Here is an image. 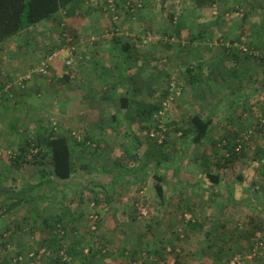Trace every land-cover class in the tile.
I'll list each match as a JSON object with an SVG mask.
<instances>
[{"label": "rangeland", "instance_id": "1", "mask_svg": "<svg viewBox=\"0 0 264 264\" xmlns=\"http://www.w3.org/2000/svg\"><path fill=\"white\" fill-rule=\"evenodd\" d=\"M116 2L118 24L109 22L108 28L129 29L131 34L134 29L141 36L145 34L138 41L139 44L150 38L147 44L155 43L158 49L166 44L162 40V30H173L176 26L187 27L192 31L207 30L210 28V18H216L218 11L226 8L221 15L218 14L222 19L217 26L219 34L214 37L221 39L224 45H231L227 49L236 52L241 60L245 57L248 60L245 63L251 67H247L246 74L250 80L245 78L246 75L241 76L246 80V86L242 90H253V96L236 102L232 98L231 115L221 122L215 121L197 152H191L192 148L183 141L182 130L187 128L189 118L193 115L208 118L210 108H204L203 102L196 101L202 99L194 97L192 102L188 99L189 106L179 107L180 97L190 87L185 83L189 74L185 76V72H180L167 62L164 68L173 71L170 75L165 72L156 78L152 85L150 106L161 105L168 94L172 77L178 94H172L174 102L169 113L158 120L159 123L153 120L154 111L151 112V117H145L146 127L142 135L144 140L141 138L140 141L141 147L138 145L134 149L127 140L110 157L113 158L112 161L100 163V160L93 162L95 156L92 151L96 149L95 145L87 144L84 148L72 146L76 150V154L73 151V163L77 177L72 176L68 182L52 188L42 186L37 189L31 188L40 181L34 166L24 164L15 169L10 163V158L20 146L13 145L18 141H35L42 132L52 131L57 134L59 125L46 114V109L36 111L27 107L18 110L11 117H16L19 129L17 134L9 138L14 143L9 145V140L0 137V192H3L0 193V204L9 199L21 201L19 207L6 212L0 219V264H58L56 255L50 251L52 249L47 250L41 246V242L50 237L55 240L53 247L62 246L60 255L63 260L66 258L67 264H264V129L259 125L264 119V69L259 65L264 61V50L248 45L251 37L248 27L252 26L250 22L255 21L256 24L264 22V19L243 18L245 3L239 4L236 0L230 6L215 4L216 14H212L210 10L208 14L207 8L199 9L194 0ZM262 11L264 12V6ZM142 14L148 16L142 17ZM195 14L199 19L195 18ZM208 15L211 17H207ZM106 16L110 20V16ZM57 26L62 29L65 23ZM229 30L230 35L239 36L236 41L228 40L223 35V31L227 33ZM64 33L68 35L64 31L60 36ZM171 38L177 46L181 45V41L186 42V45L190 44L188 40L178 39L176 34ZM171 38L167 40L170 46ZM213 39L209 37L199 41V45L205 50L203 54L207 53L208 47H212ZM234 44L238 45L235 47ZM29 45L32 46V43ZM239 46L247 47L248 52H242ZM0 57L3 58L4 55ZM28 59L33 62L35 57L31 59L28 55ZM229 68L233 69L232 66ZM24 70L6 82H13L30 71ZM38 77L46 83L52 80V76L47 78L38 75L34 76V80ZM30 82L21 90L28 87L31 92L34 84L31 85ZM48 85L52 86L51 83ZM57 88L59 92L62 91L61 86ZM190 89L193 94H206L207 81L203 80L194 90ZM45 92L35 93L33 104L41 103L45 107ZM200 96L201 94L198 95ZM129 119L130 117L128 121ZM123 126L119 130V134L123 136L121 138L128 136L130 132ZM229 130L235 133L242 155L234 163L225 165L222 158L227 153L221 142L225 140ZM72 136L76 137L77 134ZM75 139L79 141L82 138L77 136ZM80 152L83 155L79 160ZM117 155H121L122 160H118ZM157 162H160L159 173L165 174L161 183L165 195L163 204L154 187L157 184L154 178V173L157 174ZM204 162L208 163L209 173L220 177L219 185L214 186L207 179L208 171L202 165ZM100 170L103 171L99 172ZM125 171L131 175V179L122 175ZM135 173L144 174V178L135 179ZM109 174L117 175L118 184L127 179L130 183L115 185L120 190L109 196L106 194ZM178 179H181L180 184ZM207 187L217 193V196L207 193ZM174 188L178 189L177 193H174ZM64 208L68 210V216H71V222L66 224L65 231L60 227L56 231L48 229L47 223L51 222V217L63 212ZM140 209L146 211L145 217L139 215ZM91 215L96 217L94 223L89 219ZM189 222L197 227H191ZM19 225L22 228L20 231L17 229ZM168 238L173 242H167ZM18 239L22 245L20 248L16 246ZM127 243L133 244L129 247ZM132 249L139 250L135 253Z\"/></svg>", "mask_w": 264, "mask_h": 264}, {"label": "crops", "instance_id": "2", "mask_svg": "<svg viewBox=\"0 0 264 264\" xmlns=\"http://www.w3.org/2000/svg\"><path fill=\"white\" fill-rule=\"evenodd\" d=\"M103 1L80 0L68 11H59L52 18L30 27L0 45V56L4 55L3 58L0 57V92L8 83L6 81H11L24 69V71H28L35 68L45 55L59 46L61 30H64L73 39L77 50L76 54L79 58L78 71L74 79L61 77L65 57L64 54H61L51 66L52 80L47 81L52 84L51 87L44 80L41 81L39 77L36 80L33 78L30 82L31 85L34 84L31 92L28 87L20 91L13 87V90L10 89L9 91V101L4 97L0 99V137L9 140V145L11 142L14 143V140L9 138L17 134L19 130L15 121L16 117L11 118L12 114L19 112L18 110L21 111L31 107V110L36 111L46 109V114L50 115L60 127H58L59 131L56 135L66 138L70 145L79 147L74 142L77 136L87 141V144L95 145L96 149L92 151L93 156H95L93 162H97V160H100V163L112 161L113 158L110 157L122 147V142L127 140L130 141L132 147L134 146V149L138 145L141 147L140 141L141 138L142 141L144 140L142 135L146 127L144 119L146 116L148 118V111L151 109L152 85L155 84L156 78L158 79L165 72L170 75L173 71L172 69L169 72L167 67L164 68L167 62H170L171 66L174 65V68L180 70V72H185V76L189 74L188 81L185 82L190 86L189 89L193 88L194 90L198 83L203 80L207 81L206 94L202 92L193 94L190 93L191 89L187 88L180 97L178 105L181 108L185 105L189 106L188 99L190 98L192 102V97L202 99V101H196L203 102L204 108H210V112L207 114L208 118L200 116L203 120L211 121L209 132L215 125V121L221 122L225 117L231 115L230 102L232 98L236 102L253 96V94L251 95L254 92L253 90H242V87L246 86L244 84L246 80L241 76L246 75L245 78L250 80V77L246 74L247 67H251L250 64L245 63L248 60L246 57L241 60L240 56H237L238 54L237 57L232 56V51L226 47L227 43L225 42L224 45L221 39L218 40L214 37L219 34L217 31L220 29L217 26L221 23V12L226 8L218 11L220 15L217 14L216 18L215 16H207L211 17V21L208 23L210 28L207 30L192 31L181 26L182 29L188 32L189 36L180 40H188L190 46L181 41L180 46L171 43V46L162 45L158 49L155 43L151 45L149 43L139 44L138 41L145 34L141 36L134 29L131 30L133 34L129 32V29H118V32L114 35L105 34L110 29L108 28V17L102 12ZM233 1L235 0H216L215 4L220 3L227 6L231 5ZM236 2H239V4L245 3L243 5L245 6V17L243 18L264 19V12L262 11L264 0H236ZM239 4L236 6H239ZM205 8H207L208 14L209 10L214 14L216 9L215 5L199 9L204 10ZM65 12H67L66 15ZM128 15L131 16V14ZM145 16L148 15L142 14V17ZM195 18L199 19V16L195 14ZM61 23H65L62 29L57 26ZM250 24L252 26L248 27V30H250L249 36L251 37L248 39V45L260 51L264 50V22L255 24V21H251ZM164 31L165 29L162 30L161 36ZM223 33L228 40L236 41L239 37L235 34L230 35V30L227 33L223 31ZM209 37L214 38V44L211 45L212 47L207 48L206 54H203L205 50L201 48L199 41ZM190 38L193 39L190 40ZM29 43H32V46ZM27 48H29L28 51ZM28 55L31 59L35 57L33 62L28 59ZM190 58L197 59L200 62H194ZM259 65H262L264 69V62H260ZM231 66L233 69L229 68ZM186 67H188V70H186ZM55 83L58 85H55ZM57 86L62 87L61 92H59ZM37 92H45L47 97L46 108L41 103L33 104L32 101L36 98L34 94ZM199 94H201L200 97H198ZM55 100H57V103H55ZM122 125H124L123 128L130 131L128 136L124 138H121L122 135L119 134ZM76 134V137L72 136ZM20 143L18 141L13 146H18ZM184 143L189 145L188 141ZM189 147L192 148L191 152L192 150L197 152L198 146L194 148L189 145ZM131 152L134 153L132 150ZM74 154H76V150H74ZM82 155V152L78 154L79 160ZM117 156L118 160H122L121 155ZM101 171L103 170L99 172ZM122 175L131 179V175L127 174L126 171ZM159 175L164 177L165 174L159 173ZM73 176L76 178V173ZM116 176L109 174V180L106 181H109L107 184L109 187L106 189V194L109 196L120 190L116 189L115 185L130 183L127 179L118 184ZM136 176L135 179L138 180L144 178V174H137ZM177 181H179V184L181 183V179ZM196 188L198 190V186ZM177 192L178 189L174 188V193ZM206 192L213 194V196L215 194L214 191H210L209 187H207ZM157 197L161 199L162 204L165 202L164 192L162 198L159 195ZM9 200L0 204V214L6 209V204L10 203ZM212 201H215L214 198H212ZM3 216L4 214L1 215L0 219ZM20 227V225L17 226L19 231L22 229ZM50 238L45 240L44 243L47 244ZM168 239L167 242H173L170 238ZM52 242L55 243V240L53 239ZM16 244L19 248L22 247L19 239L16 240ZM132 244L127 243V246L131 247ZM132 251L137 252L135 249H132Z\"/></svg>", "mask_w": 264, "mask_h": 264}, {"label": "trees", "instance_id": "3", "mask_svg": "<svg viewBox=\"0 0 264 264\" xmlns=\"http://www.w3.org/2000/svg\"><path fill=\"white\" fill-rule=\"evenodd\" d=\"M79 1L80 0H0V45L30 27L52 18L59 11H68V9ZM194 1L198 8L215 5L216 2V0ZM66 14L67 12H65V15ZM172 17L173 15L169 18L170 23H172ZM60 32H64V30H61ZM163 33L162 40H164V43H166L165 45L168 46H170V43L167 42V40H169V38H171L174 34H176V37L179 39L189 36L188 32L180 26H176L173 30L166 28ZM192 39L193 38H190V40ZM61 44H63V42ZM230 51L233 52V50ZM232 54V56L237 55L236 52H233ZM8 96V92H5L3 87L0 92V99L4 97L9 101L10 99ZM159 107L160 106L152 105L150 107V113L148 111L149 117H151V112H156ZM259 125H261V122ZM210 126V120H203L200 116H192L189 118L187 128L182 130L183 141H188L189 145H192L194 148L202 145L207 138ZM75 141V145L81 147L83 146L82 148L87 147V141H84L83 139H80L79 141L75 139ZM238 142L239 141L236 139L235 133L232 130H229L225 140L221 142L224 143L223 147L227 153L226 157L222 158L225 165L234 163L242 155L239 151L240 145ZM72 146L73 145H70L66 138L58 136L52 131L42 132L37 135L35 141H22L9 161L15 169L20 168L24 164H30L36 168L40 181L31 188L37 189L42 186L52 188L53 186H58L62 183L68 182L75 172L73 163L74 150L72 149ZM202 165L208 171L207 179L211 182V184L214 186L219 185L221 180L218 174L209 173L210 171L208 170L207 162H204ZM156 166L157 174H154V178L157 181V184H155V190L156 194L162 198L163 191L161 183L163 182L164 177L159 175L158 169L160 170V162H157ZM216 194L217 193L214 195L217 196ZM9 202L10 203H7L5 206L6 209L2 211V214H0V217L6 212L12 211L21 203L20 200H9ZM68 215V210L64 208L63 212L51 217V222L47 223V227L53 231H56V229L60 227L63 231H65L66 224L71 222V216ZM189 223L191 227H197L196 224L191 222ZM53 239L54 238L51 237L48 244L42 242L41 246L45 247L47 250L52 249L50 251L56 255L57 258L55 259L58 260V264H67V262L63 260V256L60 255L62 246L59 245L57 248L53 247L55 246L52 242ZM91 255L93 257V252H91ZM84 259L86 260V258Z\"/></svg>", "mask_w": 264, "mask_h": 264}, {"label": "built area", "instance_id": "4", "mask_svg": "<svg viewBox=\"0 0 264 264\" xmlns=\"http://www.w3.org/2000/svg\"><path fill=\"white\" fill-rule=\"evenodd\" d=\"M116 5H117L116 0H104L102 2V12L104 14L110 16L109 22L113 25L118 24V19H119L118 15H117ZM109 29H110L109 32H105V34L109 33V34L114 35L118 32V29H115L113 27H110ZM240 40L243 41V38H240ZM147 41H150V38H148V40H143L141 43L143 45H145V44H147ZM170 41L173 43L174 42L173 38H171ZM62 42H63V44H61ZM215 43H217V42H215ZM213 44H214V42H213ZM237 45L238 44H234L235 47ZM226 47H231V45L226 44ZM238 48L244 53L248 52L247 47L239 46ZM76 51L77 50H76V46L74 45L73 39L64 33L60 39L59 46L55 50H52L47 55H45L40 60L38 65L34 69H31L30 71H28L27 74L19 77L18 79H16L13 82L6 83V85L4 86V91L8 92L13 87H16L17 89H20V90L24 89L25 84L29 81H32V79L36 75L50 78L51 77V75H50L51 66H52L53 62L61 54L65 55V60L63 62V70H62L61 77H66L67 79L68 78L74 79L76 74H77V71H78V59H79L77 57ZM250 54L251 53L249 52V55ZM171 80L173 82L170 81V83H169V89H168V94H167L166 98L162 101L159 109L153 114V120L156 121L157 123H159L158 120L160 118H162L166 113H169L168 111L170 110V107L173 104L174 99H175V97L173 98L172 94H178V88L175 86V79L172 77ZM260 127L262 129H264V120L261 121ZM150 136L153 138V134H151ZM139 211H140V213H139L140 216H142V217L146 216V211L144 209H140ZM89 219L91 220L92 223H94L96 217L94 215H91L89 217Z\"/></svg>", "mask_w": 264, "mask_h": 264}]
</instances>
